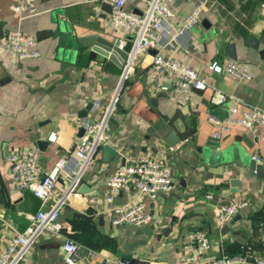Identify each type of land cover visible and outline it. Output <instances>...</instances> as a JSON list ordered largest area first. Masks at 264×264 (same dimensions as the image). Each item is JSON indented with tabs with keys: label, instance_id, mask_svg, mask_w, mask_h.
<instances>
[{
	"label": "crops",
	"instance_id": "1",
	"mask_svg": "<svg viewBox=\"0 0 264 264\" xmlns=\"http://www.w3.org/2000/svg\"><path fill=\"white\" fill-rule=\"evenodd\" d=\"M128 2L131 10L140 13L148 0ZM161 2L178 18L200 3ZM27 3L32 4V12ZM101 4L97 0H0V254L10 238L26 229L40 206L31 193L13 187L6 155L21 148L36 152L44 172L65 159L46 208L60 202L61 235L81 247L78 264H120L124 255L131 256L129 264H184L181 257L191 249L186 235L196 229L203 230L210 241L202 261L264 256V178L242 165L257 158L264 173V125L251 132L233 124L215 140L208 119L209 115L224 120L264 110V0L202 1L199 23L172 48L157 44L153 50L133 52L124 79V67L73 46L76 38L90 34L114 42L119 37L128 39L126 32L111 30L110 12ZM59 22L66 23L68 40L59 41ZM17 30L36 38L38 56L20 59L2 44L7 33ZM167 31L171 34L173 28ZM156 52L194 69L206 87L186 94L170 85L158 89L151 71ZM213 61L235 62L251 78L216 74L208 68ZM114 95L107 144L116 155L106 161L100 148L78 174L95 195L72 193L73 179L68 176L75 167L73 150L82 122L98 119ZM89 103L87 116L79 118ZM178 115L192 130L180 142L169 126L183 130L175 120ZM39 141L47 142L43 149ZM140 155L169 164L173 191L149 200L129 187L107 201L109 175L126 159ZM233 179L241 182L236 193L229 191ZM235 199L247 200L249 207L224 230L216 223L218 207ZM139 202L149 215L146 222L139 226L112 223L113 208ZM61 244L54 232H42L26 249L22 264H65Z\"/></svg>",
	"mask_w": 264,
	"mask_h": 264
},
{
	"label": "built area",
	"instance_id": "2",
	"mask_svg": "<svg viewBox=\"0 0 264 264\" xmlns=\"http://www.w3.org/2000/svg\"><path fill=\"white\" fill-rule=\"evenodd\" d=\"M109 3L111 12L109 14V26L115 34L126 32L128 39L119 37L117 45L128 53V60L124 66L122 78L130 69L128 62L133 52L138 50H153L160 44L161 47L172 48L176 45L178 38L199 23L202 12V2L185 17L178 18L175 13L164 5L161 0H148L146 8L136 13L129 7L128 0H97ZM27 9L32 12V4L27 3ZM172 29L170 34L167 29ZM166 41H165V39ZM165 41L164 44L161 42ZM2 44L16 52L20 59H27L39 55L36 48L37 40L22 31L7 33ZM208 68L216 74H230L237 79H250V74L235 62L220 64L211 62ZM151 71L155 75L154 82L158 89H166L164 85H170L181 93L201 91L206 87V81L198 73L180 61L165 57L156 52L152 56ZM116 95L111 98L98 119H87L82 122L83 134L77 140L73 156L75 167L69 173L71 179L78 177L89 164L93 155L107 143L109 120L115 105ZM236 113V109L232 110ZM209 121L213 126L212 138H220L229 132L231 126L236 124L251 132H255L259 125H264V110L244 112L241 116L224 120L214 115H209ZM253 159L257 161V158ZM9 173L13 187L17 191H29L40 200L39 210L30 217V222L23 232H17L10 238L6 249L0 254V264H22L23 257L28 246L32 245L39 235L46 231H52L62 239V250L65 264H78L81 253L80 246L69 237H62L61 223L59 221L60 202L46 208V204L53 194V188L57 182L59 172L64 165L65 159L61 158L56 166L44 172L35 151L30 149H12L6 155ZM109 188L107 201L121 190L132 189L139 195L155 200L163 193L173 191L175 182L169 164L162 160L154 159L148 155H140L136 158L125 160L124 164L114 170L106 180ZM211 197V196H207ZM249 207L245 199L230 200L220 204L216 215L218 227H223L238 213ZM144 204H126L113 208L114 218L112 223L119 225L129 223L139 226L149 219L144 211ZM190 244V252L181 257L184 264H264V256L248 257L245 255L222 256L219 258L202 261L205 253L210 248L207 234L200 229L192 230L186 235ZM120 264H129L127 260H121Z\"/></svg>",
	"mask_w": 264,
	"mask_h": 264
},
{
	"label": "water",
	"instance_id": "3",
	"mask_svg": "<svg viewBox=\"0 0 264 264\" xmlns=\"http://www.w3.org/2000/svg\"><path fill=\"white\" fill-rule=\"evenodd\" d=\"M199 2H202L204 0H198ZM102 9L111 12V5L109 3L102 2L101 4ZM204 24V22H203ZM66 23H58V32H59V41L68 40L67 37V28ZM248 45L251 48H255L256 44L253 41H248ZM75 47V50L77 51L80 47L81 49H89L91 52L98 54L111 62H113L117 67L123 69L124 65L126 64V61L128 60L129 56L125 49L120 48L116 42L106 40L104 38L99 37L98 35L90 34L86 36H81L76 38V42L73 44ZM166 89H169V85H164ZM153 103H155V99L151 100ZM92 108V104L89 103L84 110L80 111L79 118H85L87 116V111H89ZM175 120H179L180 123L183 126V130L179 131L173 124L169 123V126H171L172 130L177 136L178 142L184 141L187 139L191 133L192 130L189 129L182 116L178 115L175 116ZM84 132V129L81 128L78 132V136L80 137ZM243 140L246 142L248 141L247 136L242 137ZM47 142L39 141L38 146L39 148L43 149V146H45ZM102 152L104 155H106V161H109L113 156L116 155V150H114L109 144L105 143L101 146ZM100 150V149H99ZM246 165L248 169L255 173L256 176L260 178H264L263 173V167L258 164L253 158L250 159L248 162L244 160L242 162V165ZM241 186V182L237 179H233L230 181V193H236L238 191V188ZM69 190L73 193L77 192L79 194L84 195H95L96 192L86 183H84L79 177H75L70 185ZM3 203L2 195L0 194V204ZM224 230L225 228L228 229V226H223ZM164 232V231H163ZM123 258L125 260H130V255H124Z\"/></svg>",
	"mask_w": 264,
	"mask_h": 264
},
{
	"label": "trees",
	"instance_id": "4",
	"mask_svg": "<svg viewBox=\"0 0 264 264\" xmlns=\"http://www.w3.org/2000/svg\"><path fill=\"white\" fill-rule=\"evenodd\" d=\"M27 192H29V191H27ZM29 193H31V192H29ZM28 194V193H27ZM32 194V193H31ZM32 197L34 198V200H35V202L37 201V205L38 204H40V200L39 199H37L36 197H34V195L32 194Z\"/></svg>",
	"mask_w": 264,
	"mask_h": 264
}]
</instances>
